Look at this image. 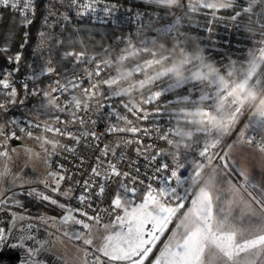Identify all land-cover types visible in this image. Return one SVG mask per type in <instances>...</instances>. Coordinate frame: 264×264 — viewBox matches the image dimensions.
Returning <instances> with one entry per match:
<instances>
[{
	"label": "built area",
	"instance_id": "built-area-1",
	"mask_svg": "<svg viewBox=\"0 0 264 264\" xmlns=\"http://www.w3.org/2000/svg\"><path fill=\"white\" fill-rule=\"evenodd\" d=\"M36 1L34 0V4ZM111 5L114 4L103 1L100 8ZM2 9L14 11L10 7H0V10ZM79 10L77 8V11ZM109 10L113 13L107 18L102 10L95 13L97 18L93 19L92 13L86 17L92 22L104 24L124 23L130 29L142 24L141 22L136 25L135 16L122 14L118 7ZM260 13L264 18V12ZM232 17L216 10L184 8L174 33L175 44L182 58L189 50L196 53L184 61H181L180 56L164 50L157 54L145 50L120 52L118 43L114 41L99 51L83 53L85 58H94L93 69L96 64L103 67L99 76L94 75L88 79L87 72H80L79 76L73 77V68L79 71L86 66L83 63L76 64L75 59L69 67L55 70L53 74L37 81V84L42 85L39 88L40 95L28 97L23 105L20 104V101L25 99L22 81L29 75L20 78L18 85H15L16 96L11 93L0 96V103L5 106L0 108V114L9 113L7 120L0 121V135L4 138H0V152L6 151L12 140H22L28 135L37 137L47 151V158L54 155L49 163L50 169L70 177L61 182L58 193L63 195L69 187L73 189L71 196L66 197L67 208L82 209L89 215H96L98 210L107 209V212L102 213L105 224H111L117 215H123L122 210L113 211L111 208V200L114 197L112 191L118 189L119 178L108 182L103 197H97L94 188L91 199L86 200L83 205L77 199L82 192L84 181L90 178L91 169L96 165L98 157L104 161L105 166L111 161L122 173H129V188L135 187L137 193H146L149 184L153 190L158 191L160 187L156 179H149L156 175L155 169L161 163L158 160L155 164H150L155 151L149 145L155 146V149L163 154V160L169 164V174L176 165L175 158L180 157L183 160L187 153L188 168H182L179 175L187 178L186 186L194 190V199L218 161L212 158L201 161L197 152L204 147V141H212V135L224 133L226 143L235 138L236 128L232 131L228 128L233 127V114L237 107H240L236 89L253 73L264 55V25L256 16L253 20L238 17V21H233ZM137 65L143 66L139 72L135 70ZM61 79L65 82L70 79L84 80L80 87L70 94H64L60 101L68 105L70 114L76 116L75 121L70 115L60 113L57 98L53 95V89L57 86L55 82ZM92 85H95L94 92ZM28 86L31 90L35 85L29 80ZM165 88L169 91L160 99L149 103V97ZM85 89H89L87 95ZM107 94L113 98L107 99ZM98 103L110 104L124 117L98 118L95 114L98 111ZM126 108L137 110L141 117L143 113L157 111L164 114H154L159 116V120L156 116L143 120L127 112ZM209 116L215 120L210 121L207 118ZM13 119L22 124L27 120L37 126L25 125L26 131L21 132L12 123ZM157 122L163 125L161 134L171 130L170 142L155 138V133L150 138L144 131L135 134L127 131L133 126L138 129L152 127ZM112 125L125 131L109 133L107 129ZM56 129L62 131L57 133ZM13 132L16 136L14 139L10 138ZM69 133L73 136H69ZM83 133L88 135H82ZM93 133L98 139L93 137ZM248 136H253L254 141L261 142L248 144L249 146L264 150V135L261 130H252ZM105 146L108 147L109 154L102 157L101 152ZM209 151L214 153L213 149ZM121 154L123 159H118ZM60 166H63V169ZM132 179L136 180L135 184ZM99 183L97 179V186ZM51 187H55L54 182ZM76 215L77 218L89 222L86 217H80L79 213ZM9 219L7 211L0 212V220L4 224H7ZM76 227L85 231L80 226ZM37 228L38 235L44 238V230L39 226ZM23 256L24 252L18 248L0 247V264H18L19 258ZM50 258L52 262L55 261L46 250L38 256V260L43 259L46 262ZM52 262L49 263L53 264Z\"/></svg>",
	"mask_w": 264,
	"mask_h": 264
},
{
	"label": "snow or ice",
	"instance_id": "snow-or-ice-1",
	"mask_svg": "<svg viewBox=\"0 0 264 264\" xmlns=\"http://www.w3.org/2000/svg\"><path fill=\"white\" fill-rule=\"evenodd\" d=\"M150 3L156 5H161L164 0H149ZM234 3L235 0H232ZM255 3H259V0H254ZM103 4V0H70L69 8H78L76 15L79 19H83L89 13L93 14V19L97 18L95 13L97 11H103L104 17L107 18L111 15L109 8H115V5L105 6L102 9L100 5ZM199 4L208 9L218 10L211 3L210 0H199ZM22 5V6H21ZM0 7L8 8L12 10H19V15L23 18V27L27 28L32 20L29 18V12L34 14L35 4L34 0H0ZM252 8L246 6L243 8V12H252ZM258 21L264 25V18L260 12H255ZM154 15V14H152ZM241 12H237L235 16L232 17L233 21H238V17ZM65 22H71V17L67 14L63 16ZM136 25L142 22L141 14L137 13L134 17ZM54 27V25H53ZM44 34L41 33V36ZM28 33L25 32V45L27 43ZM52 39L55 40L56 47L59 48L65 41L60 36L53 34ZM43 42V41H41ZM25 45H21V52H18L15 57H8L9 63L19 64L22 57V50ZM7 47L0 48V52H7ZM74 55L72 52L64 53V58ZM76 64H85V68L81 70H76L73 68L71 74L73 77L79 76L80 72H87V78L91 79L94 75L99 76L103 67L96 64L95 69L92 68L94 61L93 57L85 58L83 53H76ZM51 61L46 62V67L41 69L39 72L34 71L29 74L25 81H22L25 99L20 101V104H24V101L28 97H37L40 95L39 88L42 86L36 82L41 80L46 75H51L55 72V69L50 66ZM142 65L136 66V71L142 70ZM19 71L16 68L10 73H0V96L11 93L13 96L17 95V89L15 87L14 80L11 79L15 77V73ZM32 81L35 85L31 90L28 86V81ZM56 87L53 89V95L57 98L58 109L63 115H70L75 121L76 116H72L69 112L68 105L60 103L61 98L64 94H70L71 91L80 87L83 83V79H70L65 82L62 79L57 80ZM93 92L95 85H92ZM10 90V91H9ZM89 89H85L84 92L87 95ZM169 89H162L149 97V103L158 100L162 97L165 92ZM109 94H107V99H112ZM17 103V101H13ZM5 106L0 103V108ZM98 111L95 113L98 118L108 116L116 117L117 119H122L124 115L116 111L110 104L98 103L96 105ZM127 112L133 113L138 119L148 120L152 116H156L159 120L158 115L163 112L157 111L156 113H143V117L140 116V112L134 109L126 108ZM87 112V109L84 110ZM164 114V113H163ZM242 115V110L237 107L236 112L233 114V121L238 122L239 117ZM59 121V118H58ZM102 122V119H101ZM12 123L20 129L21 132L26 131L25 125L32 127L37 126L33 122L25 120L20 123L17 119H13ZM81 123L83 121L81 120ZM96 123V121H92ZM253 127L255 129H264V112L253 114L250 118V123L245 125L248 129ZM163 125L156 123L152 127H147L143 129H138L135 126L131 127L127 131L135 134L138 131H144L145 135L152 138V134L155 133L156 137L161 141L170 142V137L172 132L170 129L163 131L161 130ZM52 131V129H49ZM57 133L62 130L56 129ZM107 131L109 133L125 131L124 129H117L115 125L110 126ZM82 135H88V133H83ZM94 138L95 134H92ZM69 136L73 134L69 133ZM12 139L16 138L15 132H13ZM76 138V137H73ZM98 139V138H96ZM221 136H216V138L209 142L204 141V147L199 149L197 152V157L203 161L204 159L212 158L214 161L219 159L222 162L223 168L229 169V161L231 159L228 152L210 153V149L217 148L222 142ZM78 142V138H77ZM131 142V141H130ZM247 143L249 145L260 144V141H254L253 136H245L244 132L240 134V143ZM142 143V142H141ZM236 141L233 142L235 144ZM199 144V143H198ZM197 144V145H198ZM196 145V146H197ZM119 147V146H116ZM151 149L155 151V155L151 157L150 164H155L158 160L161 161L158 168L155 169L156 175L150 177L149 179H156L160 185L158 191L153 190L151 184L148 185V192H146L143 202L133 206V197L137 193V188H129L127 186V181L130 179L129 173H122L116 166V164L109 161L107 165H104V161L98 157L97 163L92 167L90 178L85 180L82 187L81 194L77 197L79 203L83 205L86 200L91 199V192L95 188L96 196L103 197L108 186V182L113 178H119L120 183L118 190L115 193L113 199L111 200V208L113 211L122 210L123 215H117L115 220L111 224L103 223L102 213L107 212V209H100L97 211L96 215H89L82 209H67L65 214L59 219L55 217L41 216L37 218L41 223L47 226L46 234L47 237H52L55 235L52 231L47 229L55 228L56 233H61L70 239L81 240L83 239V244L93 245L92 238H83L84 233L75 230L74 228H69L64 230L67 225L80 226L82 229L87 230V233L91 235L93 228L97 230L103 229L108 232L107 235L103 236L102 244L95 249L99 255L92 258V264H104V258L107 259L108 264H146V261L153 255L154 249L157 243L161 241V237L168 230V226L172 223L173 218L180 213L181 223L176 225V229L172 232L168 241L163 244L159 253L152 260V264H208L209 259H216L221 262V264H260V257L264 256V230H244L240 227L235 226L232 223L230 228L223 227L224 217H220L218 211L214 214V201L211 193L207 192L206 189H201V195L206 200L207 212L199 219L196 231H193L189 227V223L192 219L190 215H184V211L190 206H195L196 201L193 199V189L186 186V177L182 178L179 175L180 170L183 168H188L187 156L185 154V159L176 157V165L171 169L169 174V164L166 160H163V154L155 149V146L149 145ZM69 151H73L69 149ZM109 154V149L107 146L102 150L101 156L107 157ZM114 154V153H113ZM142 154V153H141ZM54 155L50 156L47 163L51 162ZM8 158L7 151L0 152V161L6 160ZM118 159H123L121 154ZM220 166V165H219ZM63 169V166H60ZM232 168H236L239 171L238 166L233 161L231 163ZM66 171V170H65ZM4 172L0 171V176H3ZM198 175V174H197ZM241 175L243 173L241 172ZM47 176L52 178L55 187H52V191L59 193V188L61 182L66 178L70 179L66 175H62L57 171L49 170ZM97 179L100 183L97 186ZM27 182V181H26ZM245 182L250 183L248 178L245 177ZM79 183V181H77ZM132 183L135 184L136 180L132 179ZM46 187H50L47 181H45ZM73 189L69 187L63 195L65 197H70ZM32 194L31 192L29 193ZM13 197L4 196L3 191H0V212L7 211L9 214V221L4 224L0 220V247H10L18 248L24 252V256L19 258L18 264H42L38 260V256L45 251L46 245L51 241L48 239L41 238L38 235L37 225L31 223L30 217H27L23 213H17L11 211L12 207L23 208V205L19 200H15ZM39 199L48 201L52 205H58L61 209L65 208V205L58 204L55 199L50 198L48 195L41 194ZM12 200V203L9 201ZM171 200V204L166 203V201ZM174 205V206H173ZM91 207V204H89ZM183 210V211H182ZM76 213H79L80 217H86L87 221L77 218ZM150 225L151 227H146ZM60 237L57 236V239ZM210 242H213L210 244ZM34 245V246H33ZM89 255L86 253V256Z\"/></svg>",
	"mask_w": 264,
	"mask_h": 264
},
{
	"label": "trees",
	"instance_id": "trees-1",
	"mask_svg": "<svg viewBox=\"0 0 264 264\" xmlns=\"http://www.w3.org/2000/svg\"><path fill=\"white\" fill-rule=\"evenodd\" d=\"M103 1L114 4L122 14L140 13L142 16L141 28L146 31L145 35L157 31L156 21L163 18L168 12V9L165 7L146 4L136 0ZM69 4L70 0H37L34 14L32 12L28 14L32 22L27 28L23 27V18L19 15L18 11L0 10V48L7 47L8 49L7 52H0V70L12 67L19 68V71L15 73V77L13 78L16 86L20 78L34 71L38 72L43 66H47L46 62L49 60L51 61V67L55 70H62L72 64L76 53L99 51L113 43L117 37L126 36L128 28L124 24L92 22L86 16L83 19H79L76 15V8L71 10ZM246 6L252 8L253 11L243 12V8ZM219 12L230 16H235L237 12H241L239 18L253 20L256 16L254 13L258 12V9L255 6H250L248 2L242 1ZM65 14L71 17V22L63 20ZM149 21H153V23L148 24ZM25 32L28 33L26 45ZM41 33L44 35L41 36ZM53 34L60 36L65 41L59 48L56 47L55 40L52 39ZM21 45H25V47L22 50L19 64L15 62L9 63L8 57L14 58L18 52H21ZM66 52H72L74 55L64 58V53ZM256 77L257 79L260 78V81L256 85L250 101L256 97L264 85V63L262 69L256 74ZM247 90H249V87ZM8 117V112L1 113L0 121L2 119L7 120ZM234 175L238 180L242 181L240 176L235 172ZM245 187L264 208V194L253 186L245 184ZM29 193L19 192L14 195V199L19 200L23 205V208L18 207V210L21 212L32 217L42 214L56 216L64 214V209H61L58 205H52L48 201L39 199L34 193L31 195ZM54 199L58 204H62L64 201L60 197H54Z\"/></svg>",
	"mask_w": 264,
	"mask_h": 264
},
{
	"label": "rangeland",
	"instance_id": "rangeland-1",
	"mask_svg": "<svg viewBox=\"0 0 264 264\" xmlns=\"http://www.w3.org/2000/svg\"><path fill=\"white\" fill-rule=\"evenodd\" d=\"M141 1L146 4H153L150 3L149 0H136ZM242 1H246L250 4V6H255L258 9V12H264V0H259V3H255L254 0H235L233 3L232 0H210V3L215 7L218 8L216 11H220L222 9L230 8L234 4H238ZM158 6H162L168 9L166 15L161 18L160 20L156 21L157 31L150 32L149 34L156 33L157 37L155 40H152L148 44L143 42L145 37V30L140 27L136 28H129L126 24H124L128 30L126 32V36L124 37H117L115 41L118 43V48L120 52H128V51H136V50H145L151 53L157 54L160 51H170L173 54L179 55V49L175 44L174 33L176 32L180 20H181V13L182 10L186 7H198L203 9L204 8L199 4V0H164V3ZM119 9V8H118ZM73 10V8H71ZM77 10V8H76ZM212 10V9H208ZM137 13L131 14L132 16L136 15ZM128 15V14H126ZM153 21H149L148 24H152ZM195 51L189 50L184 54V57L180 56L181 61L189 59L195 55ZM76 57L74 58V60ZM264 63V55L261 58L260 62L256 66L253 73L248 76L236 89V95L238 96V100L240 103V108L242 110V115L239 117L238 122H234L232 128H228L229 131H232L236 128V135L238 133L244 132L245 134H249L255 128L250 127L248 129L245 128V125L250 123V118L253 114H258L264 112V85L261 87L260 91L256 95V97L250 101V97L255 90L256 85L259 83L260 78L257 79L256 74L258 71L262 69ZM46 66H43V69ZM16 68H5L4 70H0V73H10L13 72ZM40 69V70H41ZM39 70V71H40ZM38 71V72H39ZM256 77V79H255ZM0 78H3L0 76ZM14 78V77H13ZM11 78V79H13ZM255 79V80H254ZM254 81V82H253ZM249 87V90H247ZM41 98V97H40ZM1 126V125H0ZM226 134L228 132H225ZM1 136V135H0ZM212 141L216 138V136H221L222 142L221 144L213 149V152H220L221 155L223 154L224 145L226 144V138L224 133H219L216 135H212ZM2 140L4 139L2 136L0 137ZM20 143L17 144H10L8 149L6 150L8 153V158L6 160L0 161V171L4 172L3 176H0V191H3L4 196L11 197L15 193L19 192H31L37 195L38 197L41 194L48 195L50 198L54 199V197H60L63 199L64 214L66 212L67 204H66V197L64 195L58 194L57 192L52 191L51 185L53 184V179L47 176V172L50 169L49 163H47V151L43 146V143L37 138L32 135H28L20 140ZM213 153V154H214ZM27 181V182H26ZM45 181H47L50 187H46ZM118 189H115L113 194L117 192ZM146 193H136L135 197H133V206L138 205L143 202V198ZM12 203V201H9ZM166 203L171 204V201H166ZM174 206V205H173ZM18 207H12L11 211L17 213H23L18 210ZM123 212V211H122ZM25 214V213H23ZM63 214V215H64ZM27 217L32 218L31 223L41 227L44 230V239H48L51 242L46 245L45 250L48 251L51 256L57 257L56 261L52 262V258L47 261L52 262L53 264H62L63 260L61 258L62 252L66 251V249H73L75 248L76 244H80V247L83 249V254L87 255L88 258H94L96 255H99L98 252L95 251L98 248L103 240V236L107 235L108 232H105L103 229L97 230L95 227L91 235L87 233V230L82 231L78 229L76 226L67 225L64 227V230H68L69 228H74L82 233H84L83 238H92L93 245H85L83 244V239L81 240H74L70 239L66 236H63L61 233H56L55 228L47 229L48 231H52L55 233L52 237H47L46 228L47 226L41 223L37 218L41 216L46 217H55L59 219L61 216H56L52 214H42L37 217H32L25 214ZM178 215V214H177ZM177 217V216H176ZM176 217L173 218L172 223L169 224L168 230L164 233L161 237V241L157 243L154 252L156 251L157 247L163 241V239L168 235L170 229L172 228L173 223L176 220ZM146 227L150 228V225ZM57 236L60 238L57 239ZM153 257V256H152ZM104 264H106V258H104Z\"/></svg>",
	"mask_w": 264,
	"mask_h": 264
},
{
	"label": "crops",
	"instance_id": "crops-1",
	"mask_svg": "<svg viewBox=\"0 0 264 264\" xmlns=\"http://www.w3.org/2000/svg\"><path fill=\"white\" fill-rule=\"evenodd\" d=\"M259 130L264 135V129ZM240 134L238 133L232 141L224 145L223 152H228L231 157L229 169L223 168L222 162L218 159L194 198L195 206H190L184 211V215L192 217L189 227L193 231H196L199 219L207 212L206 200L201 195V189H206L207 192L211 193L214 201V214L218 211L219 216L224 217L223 227L230 228L234 223L235 226L244 230H264V208L245 187V184L253 186L264 194V150L249 146L246 142L241 144ZM245 136L248 135L245 134ZM234 141H236L235 144H233ZM233 161L238 166L239 171L231 167ZM234 172L240 176L242 181L235 177ZM245 177L250 183L245 182ZM180 215L178 213L168 235L157 247L153 257L146 261V264H152V260L155 259L163 244L168 241L176 229V225L181 223ZM212 243L210 242V244ZM74 246L76 247L62 252L60 255L63 260L62 264H92L91 259L82 253L83 249L80 244ZM57 259V257H53V260L56 261ZM39 261L42 264H47L43 259H39ZM106 264H108L107 259ZM208 264H221V262L212 258L209 259ZM260 264H264V256L260 257Z\"/></svg>",
	"mask_w": 264,
	"mask_h": 264
},
{
	"label": "water",
	"instance_id": "water-1",
	"mask_svg": "<svg viewBox=\"0 0 264 264\" xmlns=\"http://www.w3.org/2000/svg\"><path fill=\"white\" fill-rule=\"evenodd\" d=\"M157 37L156 33H152V34H148V35H145L144 39H143V42L145 44H148L149 42H151L152 40H155ZM21 141L20 140H12L11 143L12 144H17V143H20Z\"/></svg>",
	"mask_w": 264,
	"mask_h": 264
},
{
	"label": "clouds",
	"instance_id": "clouds-1",
	"mask_svg": "<svg viewBox=\"0 0 264 264\" xmlns=\"http://www.w3.org/2000/svg\"><path fill=\"white\" fill-rule=\"evenodd\" d=\"M210 121H214L215 120V118L214 117H212V116H209V117H207Z\"/></svg>",
	"mask_w": 264,
	"mask_h": 264
}]
</instances>
